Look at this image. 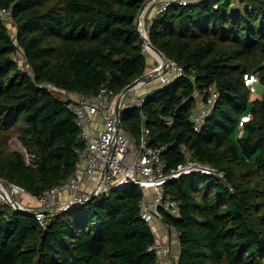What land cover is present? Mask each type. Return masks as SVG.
<instances>
[{"label": "trees", "instance_id": "1", "mask_svg": "<svg viewBox=\"0 0 264 264\" xmlns=\"http://www.w3.org/2000/svg\"><path fill=\"white\" fill-rule=\"evenodd\" d=\"M145 1L0 0V9L12 7L17 32L13 39L0 20V128L18 134L31 155L0 138L2 179L40 195L76 172L84 141L69 94L96 95L107 85L119 95L147 72L153 57L137 26ZM236 1L199 0L156 17L152 44L185 74L122 111L132 144L147 127L167 172L188 158L224 172L194 171L165 184L179 206L177 216L163 215L179 234L178 264H264V91L252 98L258 89L245 81L255 74L264 85V0ZM16 43L31 71L12 59ZM211 85L218 100L196 131L191 116ZM143 194L138 185L116 188L47 213L45 225L0 205V264H156Z\"/></svg>", "mask_w": 264, "mask_h": 264}, {"label": "built area", "instance_id": "2", "mask_svg": "<svg viewBox=\"0 0 264 264\" xmlns=\"http://www.w3.org/2000/svg\"><path fill=\"white\" fill-rule=\"evenodd\" d=\"M199 0H152L142 14L138 15V29L144 37H149V27L154 19L164 13L171 6L195 5ZM151 17L147 25L148 11ZM0 20L6 22L13 39L16 38V24L13 17L12 7L0 9ZM144 50L149 52L148 46L144 44ZM151 53V52H150ZM12 59L24 68L28 66V59L23 48L16 43V50ZM160 62V61H159ZM162 62L153 68L160 70L157 77L159 85L150 89L147 94H142L140 89L147 87L149 82L131 89L122 99L120 105L121 124L118 126L116 112L117 97L114 90L109 86H102L96 95H79L71 104L75 113L77 123L81 131V138L84 147L78 152L76 172L61 184H57L44 191L40 195H33L31 192L22 189L18 185L4 179L0 181V205L21 209L36 214L40 224H46V213L37 212L36 208L25 204L21 194L25 193L37 200L43 209H57L62 212L85 203L91 195L105 194L116 188H125L138 185L144 190L140 202L142 218L151 224L153 221L162 220L164 212L173 215L179 214L178 203L170 198L164 191L165 184L170 180H176L184 174L191 172H203L216 174L223 177L224 172L219 171L208 163L188 158L184 163L169 172L166 171V164L162 160V147H154L149 144L150 130L143 127L139 143L132 144L133 138L122 124V111L125 109L143 105L146 97L152 95L171 84L175 76H183L185 69L177 60L168 58L166 71H161ZM246 84L251 91H256V82L259 78L255 74L245 75ZM218 92L215 85L208 88L204 102H200L191 116L196 131H200L206 119L212 114ZM250 114L241 117L240 126L249 121ZM171 123V122H168ZM28 161L31 155L26 153ZM66 193L69 196L63 197ZM66 196V195H65ZM53 213V212H52ZM168 230L171 227L165 223ZM177 242L180 245L179 234L176 231ZM156 259V264H169L170 247L159 238L148 247ZM179 252H181L179 250ZM178 258L172 264H178Z\"/></svg>", "mask_w": 264, "mask_h": 264}, {"label": "rangeland", "instance_id": "3", "mask_svg": "<svg viewBox=\"0 0 264 264\" xmlns=\"http://www.w3.org/2000/svg\"><path fill=\"white\" fill-rule=\"evenodd\" d=\"M238 4H239V3H238V0H237V1H236V5H238ZM148 24H149V18H147V25H148ZM11 30H13V29H10V31H11ZM150 51H151V50H150ZM151 52H152V51H151ZM152 57H153V60H152V62L149 64V66H148V68H147V72H148L149 70H152L153 68H155V66H158L160 62H162V59H161V58H158L154 53H153V54H150L149 61H151ZM159 61H160V62H159ZM23 68H24V67H23ZM25 69L28 70V71H31L29 65H28L27 68H25ZM151 82H153L152 84L155 85V86H157V88H158V85H159V79H158V78H155V79L151 80V81L149 82V84H150ZM148 86H149V85H148ZM148 86H147V87H142L141 89H143V88H148ZM256 87H257L258 90H257L256 93H254V96H252V98H254L255 96H257V97H258V96H262V94H263V91H264V85H263L262 83L258 82V83L256 84ZM141 89H140V92H141ZM141 93H142V92H141ZM57 94L60 95V96L63 97V98L67 97L65 94L60 93V92H58ZM9 130H12V129H9ZM11 132H12V131H11ZM11 132L8 131V130H5V129L0 128V138L2 139V141L4 140V141H6V142L8 143V145H9V149H11V150H18V151H20V152L26 154V147L24 146L23 142H22L21 139L19 138L18 134H16V133H12V134H11ZM235 137H237V135H236ZM21 199L23 200V202H29L30 200H32L33 202H36L35 199L31 198L29 195H27V194H25V193L21 194ZM33 202H31V203H27V204L30 205V206H31V205H32V206L37 205V206H38V209H42V206H41V205H39V204H37V203H33ZM154 222H155V221H153L151 224H153ZM151 224H150V225H151ZM164 233L167 234V236L170 234V233L168 232V228H167L166 225H165V231H164Z\"/></svg>", "mask_w": 264, "mask_h": 264}, {"label": "water", "instance_id": "4", "mask_svg": "<svg viewBox=\"0 0 264 264\" xmlns=\"http://www.w3.org/2000/svg\"><path fill=\"white\" fill-rule=\"evenodd\" d=\"M152 0H146L144 2V4L142 5L141 9H140V12L139 14H142L146 7L151 3ZM137 25H138V18H137ZM142 37V41L143 43L146 45V46H151L154 51H156L163 59V63L161 64L160 68H161V71L162 72H165L166 71V63L168 61V57L159 49L157 48L154 44H152L151 40L149 37H144L143 35L141 36ZM151 51L149 50V53ZM150 54H153L152 52ZM160 74V70H149L148 72H146L145 74H143L141 77H139L138 79H136L134 82H132L131 84H129L128 86H126L122 91L121 93L118 95L117 97V108H116V112H117V116H118V126L121 124V119H120V113H121V110H120V105H121V102H122V99L123 97L133 88L139 86V85H142V84H145L147 82H150L151 80L157 78ZM2 180V178L0 177V181ZM95 197V195H91L90 198L83 204H86L88 203L90 200H92L93 198ZM37 212H43V213H52V212H57L58 210L57 209H52V210H49V209H36Z\"/></svg>", "mask_w": 264, "mask_h": 264}, {"label": "crops", "instance_id": "5", "mask_svg": "<svg viewBox=\"0 0 264 264\" xmlns=\"http://www.w3.org/2000/svg\"><path fill=\"white\" fill-rule=\"evenodd\" d=\"M150 17H151V12H150V9H149V11H148L149 20H150ZM152 83L153 82H151L149 84L148 88L141 89L142 94H144V95L147 94V92L155 86ZM69 95H70L69 97H71L73 100H76L79 97V95H76V94H72V95L69 94ZM65 195H63L64 198L65 197L67 198L69 196L68 193H66ZM31 202H33V201L30 200L29 202H25V204L31 203ZM33 203H37L38 204L37 200H36V202H33ZM32 207L38 209L37 205H34ZM151 227L153 229V232H154L156 238H159L165 244H169V247H170V255L168 256L169 257V264H172L173 261L175 259L179 258V256H180V252H179L180 245L177 242L176 230L171 228L170 230H168V232L170 234L167 236V234L164 233V231H165V223L162 220H156L153 224H151Z\"/></svg>", "mask_w": 264, "mask_h": 264}, {"label": "bare ground", "instance_id": "6", "mask_svg": "<svg viewBox=\"0 0 264 264\" xmlns=\"http://www.w3.org/2000/svg\"><path fill=\"white\" fill-rule=\"evenodd\" d=\"M148 49L151 50L152 53H154L158 58L162 59V57L156 51H154V49L151 46H148ZM162 63H163V59H162Z\"/></svg>", "mask_w": 264, "mask_h": 264}]
</instances>
